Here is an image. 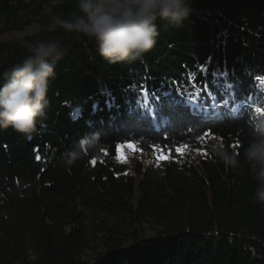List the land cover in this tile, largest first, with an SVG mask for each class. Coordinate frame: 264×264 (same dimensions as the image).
<instances>
[{"label": "trees", "instance_id": "obj_1", "mask_svg": "<svg viewBox=\"0 0 264 264\" xmlns=\"http://www.w3.org/2000/svg\"><path fill=\"white\" fill-rule=\"evenodd\" d=\"M75 10L76 0H0L2 32L39 27L0 41V74L29 43L67 48L47 127L31 140L0 130V264H264V209L246 165L226 168L208 146L196 161L176 151L210 135L243 161L264 108V0H196L183 28L158 22L157 45L133 65H109L52 22ZM90 132L98 154L65 167ZM140 141L173 157L128 173L118 149Z\"/></svg>", "mask_w": 264, "mask_h": 264}, {"label": "clouds", "instance_id": "obj_2", "mask_svg": "<svg viewBox=\"0 0 264 264\" xmlns=\"http://www.w3.org/2000/svg\"><path fill=\"white\" fill-rule=\"evenodd\" d=\"M195 4L196 0H76V10L69 17H54L52 22L94 43L109 65H133L144 63L157 45L158 22L179 30ZM25 48L22 60L0 74V130L11 129L31 140L47 127L50 83L67 48L58 39L38 40ZM100 146L99 133H85L63 153L62 162L70 168L85 157V150L98 154ZM208 151L226 168L246 165L255 184L253 200L264 209V117L253 124L243 161L240 152L226 148L219 138L208 145Z\"/></svg>", "mask_w": 264, "mask_h": 264}, {"label": "rangeland", "instance_id": "obj_3", "mask_svg": "<svg viewBox=\"0 0 264 264\" xmlns=\"http://www.w3.org/2000/svg\"><path fill=\"white\" fill-rule=\"evenodd\" d=\"M38 28V26H32L28 29H25L24 31H12L10 33H4L2 32L0 26V41L9 37L21 36L26 33L33 32ZM215 142L216 137L206 135L194 142L185 143L180 147H177L176 151L181 155L179 157L189 158L193 161H196L198 155L201 153L200 151L203 152L205 147ZM128 145H133L134 147H129ZM171 152V148L168 150L161 149L147 141H140L139 143L129 142L120 147L117 161L120 165H123L126 168L128 173H135L138 166L144 167L153 163L158 165L161 163L162 165H165L166 162L173 157ZM175 155L178 156L177 153H175ZM161 156L166 158H161Z\"/></svg>", "mask_w": 264, "mask_h": 264}, {"label": "snow or ice", "instance_id": "obj_4", "mask_svg": "<svg viewBox=\"0 0 264 264\" xmlns=\"http://www.w3.org/2000/svg\"><path fill=\"white\" fill-rule=\"evenodd\" d=\"M206 71V69L205 68H201V73H203V72H205ZM174 84L176 83L175 81L173 82ZM204 89H205V91H207V84L205 83V85H204ZM180 90H179V88H177V92H179ZM209 95L211 96L212 94L209 92ZM213 98V101H214V103H213V108H216V109H218L221 105H219V104H216L215 103V97H212ZM249 99H251V97H249ZM229 104V101L227 100V99H225L224 101H223V105H225V106H227ZM241 110V108H240V106L239 105H237L236 107H233L232 108V110H231V112L232 113H236V112H238V111H240ZM254 112L257 114V116H258V118L259 117H264V108H260V107H256L255 109H254ZM129 147H134L133 145H128ZM122 147V146H121ZM119 150V149H118ZM37 158H39V157H37ZM161 158H166V157H163V156H161Z\"/></svg>", "mask_w": 264, "mask_h": 264}]
</instances>
